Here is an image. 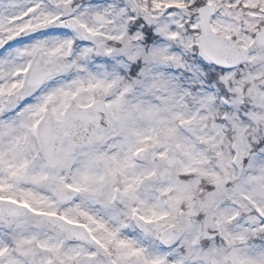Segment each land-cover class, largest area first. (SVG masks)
I'll return each mask as SVG.
<instances>
[{
    "label": "snow or ice",
    "instance_id": "snow-or-ice-1",
    "mask_svg": "<svg viewBox=\"0 0 264 264\" xmlns=\"http://www.w3.org/2000/svg\"><path fill=\"white\" fill-rule=\"evenodd\" d=\"M0 264H264V0H0Z\"/></svg>",
    "mask_w": 264,
    "mask_h": 264
}]
</instances>
